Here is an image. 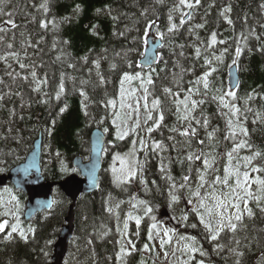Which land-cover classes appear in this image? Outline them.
Masks as SVG:
<instances>
[{
	"label": "trees",
	"instance_id": "1",
	"mask_svg": "<svg viewBox=\"0 0 264 264\" xmlns=\"http://www.w3.org/2000/svg\"><path fill=\"white\" fill-rule=\"evenodd\" d=\"M161 1L5 0L0 5L4 13H12L11 17L7 14L0 15V26L9 29L0 33L3 37L0 40V57H7L6 61L0 59V176L25 162L41 134L44 149L46 141L54 137L58 148L72 154V159L82 154L76 137L83 124L79 102L74 97H68V89L71 87L77 90L85 87L86 83L89 88L91 130L99 129L104 132L110 145L116 147L125 145L132 137H136V162L143 165V170L137 168L138 174L134 178L140 190L131 214L141 218L139 226L145 225L147 236L144 245L148 244L151 250L147 252L143 246V252L139 254L135 264H159L157 241L160 238L149 241L148 233L152 232L151 225L164 213H167L165 217L173 223L187 221V226L175 233V241L163 246L165 253L170 255L168 264H180L172 260L171 255L175 252L172 247L181 235L189 232L191 237H195L194 245L198 246V252L185 250L179 253L180 257L186 258L187 264H200L201 261L203 264H237L233 254L227 257L222 252L224 249L230 250V245L224 244L220 237L215 241L211 240L210 233L200 222V215L193 209L189 211L188 201L194 197L188 188H179V184L183 182V176L190 175L188 185L191 191H195L198 174L204 170L201 160H187L189 154L203 152L208 159L214 157L216 170L214 173L212 170L208 171V176L214 179L215 176L224 174L227 166L226 153L241 141H246L250 147L241 148L234 153L236 159L233 160V165H243L242 157L260 152L262 155L253 161V165L264 168V0H200V4L194 9L185 6L177 8L179 0H171L173 13L178 17L177 25L181 24L183 12L190 11L192 18L188 20L185 17L186 23L178 27V46H169L165 42L159 63L151 70H144L139 62L146 49L147 29L154 24H158L157 29L160 28L164 20ZM41 5H45L47 10ZM227 7L231 11L225 15L232 20V24L221 15ZM101 11L106 14L101 15ZM114 12L119 13V20ZM148 12L146 21L145 15ZM9 19L16 24L15 28L7 23ZM200 24L203 25L202 28H195V25ZM140 26H143L142 36L136 45L130 47L131 37ZM212 33L217 36L215 44L211 43ZM9 43L13 45L11 49L7 47ZM197 48L200 50L199 56L196 54ZM237 48L241 49L239 56L236 55ZM13 52L18 56L9 54ZM216 57L220 59L217 60ZM19 63H24L27 67L21 69ZM234 66H238L240 79L235 98L225 95L231 89L229 76ZM32 71L36 72L35 78L31 76ZM10 72L12 75H8ZM206 72L210 73L207 89L202 80L197 83ZM126 73L134 77L129 87L140 92L148 89V109L144 108L142 111L145 113L143 118L140 117V127L133 128L135 130H131L128 140L122 141L117 137L118 127L113 121L121 111V89L125 85ZM149 73L151 84L135 78L138 74L146 79ZM25 76L28 79H24ZM20 78L23 81L15 89V82ZM165 89H170L171 92L166 93ZM176 93L179 95L176 96ZM193 93L203 103L193 108L194 114L189 105L187 113L184 109L181 115L178 110L180 105L174 101L188 97L189 102ZM221 96H224V102L229 104V108L221 104ZM155 99L160 104L153 109L152 101ZM8 100L11 101L14 116L10 115ZM232 105L240 109L235 116L230 112ZM69 108L71 111L68 113ZM149 111L154 118L162 111L164 120L159 128L146 134L145 129L152 125V121L145 123ZM169 112L178 114L165 125ZM185 113L188 119H180ZM220 113L225 118V136L222 137L217 136ZM120 115H124L125 119L124 112ZM229 119L233 122L236 135L235 138L226 139L232 131ZM239 125L247 129L246 136L240 132ZM173 128L178 131H171ZM184 129H194L195 135H181L180 132ZM146 135L150 136L146 143L163 141L166 151L159 154L149 151L145 160V152L140 150L139 140ZM200 141L204 143L201 144ZM161 156L166 168L170 170L167 175H171L177 185L176 189H171L172 181L160 170ZM45 164L44 154V175L50 182H60L75 172L72 165V170H67L64 161L59 163L58 168L49 170ZM243 170L241 167V171ZM5 190L14 194V200L7 210L15 209L19 201L22 204V217L17 231L12 232L11 217L0 214V222L7 221L8 229L5 234L0 233V264H53L54 247L66 225L72 202L56 189L54 209L27 223L23 217L27 196L11 185ZM100 192L94 197L98 198ZM172 194L179 199L173 201ZM101 205L98 206L97 199V207L100 208ZM149 207L152 209L151 213L146 211ZM248 207L254 213L251 218L256 219L259 228L264 230V212L252 200H249ZM261 207H264V201L261 202ZM97 214L98 221L102 210H97ZM184 216H187V220L183 219ZM193 224L196 225L195 228L191 227ZM18 230L27 238L22 237ZM112 235L111 229L107 227L96 232V239L106 241ZM259 235L260 232L255 230L244 245L232 246V252L242 253L237 254L240 264H261L264 260V239ZM187 242L192 243L191 240ZM202 252L204 255H201Z\"/></svg>",
	"mask_w": 264,
	"mask_h": 264
},
{
	"label": "rangeland",
	"instance_id": "2",
	"mask_svg": "<svg viewBox=\"0 0 264 264\" xmlns=\"http://www.w3.org/2000/svg\"><path fill=\"white\" fill-rule=\"evenodd\" d=\"M193 2V1H192ZM171 0H162L161 8L163 11V23L160 28L157 30V37L161 38L160 33H163V38L165 42L169 44V46H178V34L177 30L174 32H169L168 28L172 23L177 24L178 17L174 15ZM101 15L106 14V12H99ZM115 17L119 20V13L114 12ZM113 13V14H114ZM111 14V12H110ZM109 14V15H110ZM145 15V20L147 21L148 17ZM169 15L172 16V20H169ZM263 15V12H262ZM152 26H149L147 31V38L149 37V32ZM134 31V30H133ZM143 32V26H140L135 30V33L131 37L130 47H133L138 43V40L141 38ZM146 38V39H147ZM23 78L17 80L15 89L22 83ZM124 87L122 95V104L124 107H121V111L119 113V117L115 119V123L118 127V131L120 132H128V135L131 133V130L135 128V123L137 118H143L144 113L142 112L144 107V99L145 92H140L132 87H129L133 83V79L128 81L124 80ZM85 87H80L77 90L73 88L68 89V97L75 98L79 102V113L81 114V118L83 121L82 129L77 133V142L79 145V151L82 153L80 156H83L86 161H89L90 157V134H91V107L90 102L88 100L89 97V88H87V84H84ZM149 87V85H147ZM193 98L188 102V106L190 105L191 110L194 108L192 105V101H199V97L196 94H192ZM73 98V99H74ZM139 100V114H137L127 107V105L131 104L133 109L136 107V101ZM148 102V100H147ZM11 101L8 100V108L10 111V115L14 116L11 112L12 107H10ZM179 113L182 115L184 107L180 105ZM71 111V108L68 109V113ZM193 114L195 109L192 110ZM121 112L125 113L124 115H120ZM142 112V113H141ZM178 112L173 114H168L166 124H169L172 121V118L176 116ZM186 114V113H185ZM220 123H218V137L225 136V118L220 113L219 114ZM140 118V125L142 124ZM136 129V128H135ZM128 135H126L122 141L128 140ZM120 139V138H119ZM150 139V136L146 135L144 140L145 143ZM136 141V137H132L128 140L127 144L121 145L119 147L112 146L110 143H107L105 149V169L102 175V192L98 194V198L93 196H85L83 197L78 206L77 210V232L75 236V240L71 244L70 254L65 264H135L140 257V253L143 252V246L146 239V228L145 225L137 226L134 219H128L129 213L135 203V197L140 190V186L138 183L134 181L135 176L138 174L137 171V157L135 154L133 155V150L135 148V152H137V148L134 142ZM55 138L50 137L45 144L44 154L47 170L51 168H58L61 161L65 162V168L67 170H72V154L62 151L55 144ZM212 160V159H209ZM8 161L6 162V164ZM3 166V165H2ZM217 164L213 162V167L209 170H212L213 173L216 170ZM73 167V166H72ZM129 168L136 169V175L132 178H128ZM74 170V168H73ZM208 170V171H209ZM208 171L206 173V180L208 184L205 185L203 189H201V195L204 196L207 193L213 191V188L210 186L211 181L213 180L210 176H208ZM79 174L78 171L75 172ZM134 181V183H132ZM199 184V180L196 181V186ZM219 187V186H218ZM256 185H252V190L255 191ZM5 190V189H4ZM97 196V194H96ZM97 199L98 206L102 204L101 207H97ZM14 200V194L8 193L7 190L0 192V214L4 213L6 216L11 217V225H19L21 222V202L18 201V205L12 211H8L7 207ZM192 203L187 204L189 211L192 209H199L201 213L205 215V219H210L205 212L204 208L199 207L198 199H191ZM207 207H212L213 201L211 199L206 200ZM243 204H241V209L243 210ZM102 210V216L99 217L100 220L97 221V210ZM111 209V211H109ZM230 212H235V209H230ZM25 213V211H24ZM167 213L162 214L157 220V228L152 229V234L154 239L158 240L160 237H164V229H174V232H171L170 235L173 237L172 240L175 241V233H177L182 227L187 226V221H181L173 223L172 220L166 218ZM24 217V214H23ZM127 221L128 229H124V222ZM5 221H1L0 223H4ZM213 224L215 223L214 217L212 218ZM235 222V221H234ZM238 224L235 232L229 231L225 229L220 233V238L223 243L226 245H230V250L224 249L222 252L227 257H230L232 254L234 255V259L236 262L239 251L232 252V246L244 245L247 240H249L252 232L255 230L260 232V237L264 239V230L259 228V223L256 219L248 217L245 212L243 215V220L241 222H236ZM111 229L113 235L110 239L104 241H97L96 232L98 230L104 228ZM257 227V228H256ZM7 225L1 234H5L7 232ZM20 230L18 233L20 234ZM157 232L159 235L157 236ZM138 233V235H137ZM191 233L183 234L180 236L176 244L172 247L174 254L172 260L178 261L180 264H187L186 258H182L179 256L181 251H189L185 245L188 244L187 240L181 239V237H191ZM218 237V238H219ZM167 239V237H164ZM129 241L135 244V249H131V244ZM220 241V240H219ZM239 242V243H237ZM264 242V241H263ZM159 246V255L157 262L159 264H168L170 260V255H165V251L163 247H161L160 242L157 241ZM191 246L197 249L195 252H198V246L194 245V242L191 243ZM126 247L129 251L122 252L121 249ZM223 248V247H221ZM149 252V251H147ZM194 252V251H191ZM242 258V256H241ZM104 259V260H103ZM241 263V262H240ZM239 263V264H240ZM264 264V260L261 262Z\"/></svg>",
	"mask_w": 264,
	"mask_h": 264
},
{
	"label": "snow or ice",
	"instance_id": "3",
	"mask_svg": "<svg viewBox=\"0 0 264 264\" xmlns=\"http://www.w3.org/2000/svg\"><path fill=\"white\" fill-rule=\"evenodd\" d=\"M5 2V0H0V5H2ZM200 4V0H194V3L192 2V0H179V5H177V8H179L180 6H185L188 9H194L196 5ZM41 7H45V5H41ZM231 11L230 7H227L223 10V12L221 13L222 16H224V18L227 20V22L229 24H232V20L228 18L227 15H225L226 13H229ZM7 14L9 17H11L12 13H4L3 8L0 7V15H5ZM185 17H187L188 20H190L192 18V13L190 11L188 12H183L181 15V24L177 25L175 23H172L170 25V27L168 28V31L174 32L175 30L178 29V27L182 26L184 23H186V20L184 19ZM169 20H172V16L169 15ZM7 23L9 25L12 26V28L16 27V24L13 22L12 19H9L7 21ZM153 24L155 23L154 21L152 22ZM44 27H47L46 24L43 25ZM203 25H195V28H202ZM9 29H5L4 27L0 26V33H4L6 31H8ZM161 38H163V33H160ZM0 40H3V37L0 36ZM217 42V36L216 33H212L211 35V43L215 44ZM7 47L9 49H11L13 47V45L11 43H9L7 45ZM182 47V46H181ZM241 52L240 48L236 49V55L239 56ZM10 55H12L13 57H17L18 54L17 53H9ZM196 54L197 56H199L200 54V50L199 48L196 49ZM0 59L3 60H7V57H0ZM217 60L220 59V57H216ZM19 62V61H17ZM148 63H151V61H148ZM206 63H210V61H206ZM233 63H235V61H233ZM9 68H11V65H8ZM19 67L21 69L26 68L27 66L24 63H19ZM212 71H215V69H212ZM8 75H12V73H8ZM19 75V74H17ZM210 75V73L206 72L204 74V76L200 79L197 80V83H200L201 80L203 81V86L205 89H207L209 87L208 84V76ZM31 76L33 78L36 77V72L32 71L31 72ZM24 79H28L27 76L23 77ZM134 77L128 75L127 73L124 76L125 80H132ZM136 79H142L143 82L147 83V84H151L152 83V78H151V73H149L146 77V79L141 78L138 74L135 77ZM145 92V96L143 97L145 103H144V107L145 109H148V103H147V92L148 89L145 88L144 89ZM166 93H170L171 90L170 89H165ZM121 95H123V90L121 92ZM176 96L179 95V93L175 94ZM225 95L230 96L235 98V92L232 91L231 89H229ZM0 99H2V97H0ZM221 104L225 107V108H229V104L224 102V96L219 97ZM175 103H177L178 105H183L186 113L188 111V97H185L184 100H178V101H174ZM114 104V102H111ZM193 107L197 106L199 103H203V101H192L191 102ZM160 104V101L158 99H155L152 101V108L155 109L158 107V105ZM121 107L123 108L124 105L121 104ZM127 107L129 109H132L138 117L139 114V100L136 101V107L133 109V106L131 104L127 105ZM230 112L232 113V115H236L237 113L240 112L239 108H236L235 105H232L230 108ZM180 119H184L187 120L188 119V115L185 114L181 117H179ZM164 120V114L162 111H160L157 115L156 118L153 117L151 111L148 112V115L146 116L145 119V123L147 124L148 121H152V125L148 126L145 131L146 134H150L154 129L159 128L161 123ZM113 123H115V121H113ZM197 123H200V121H197ZM229 127L232 129V131L229 133V136L226 137L227 138H235V128L233 127V122L231 119H229L228 121ZM204 125H207V119L204 120ZM140 127V122L139 119L137 118L136 123H135V128H139ZM189 128H191V125H189ZM135 130V129H133ZM239 130L241 133H243L245 136L247 135V129L244 128L242 125H239ZM171 131L175 132L178 131L177 129L173 128ZM181 135L185 136V137H191L195 135V130L192 129L191 131L189 129H184L183 131L180 132ZM126 135H128V132H117V137L120 139H123ZM169 139H173L172 137H169ZM191 141L189 140V143ZM136 142H134L135 144ZM201 144L204 143V141H200ZM244 147H250L246 141H241L240 143H237L229 152L226 153V157H227V166L224 168V174L221 175H217L215 176V178L211 181V187L213 188V191L210 193H207L206 195L202 196L201 195V189H203L205 187L206 184H208V181L206 180V173L209 169H211L213 167V161H214V157L212 160H209L208 158L205 157V154L203 152H201L200 154H196V153H192L189 154L187 156V160L189 161H193V160H201L202 161V165H203V171L200 172L198 174V180H199V184L197 185V188L195 191H191L190 186L188 185V181L190 180V175H185L182 177V183L179 184V188L183 189V188H188V190L191 192L192 197L197 198L198 199V203H199V207L200 208H204L205 212L207 213L208 217L210 219L206 220L205 219V215L203 213L199 212V209H193V211L197 212V214L200 215V222L204 225V228L210 233V239L215 241L218 239V237L220 236V233L223 232L225 229L235 232L237 229L238 224L236 222H241L243 220V215L246 212L247 215L249 217L253 216V210L252 208L248 207V202L249 200L255 201L257 207H260V210L262 212H264V207H261V202L264 201V175H255L253 176L252 173H261L264 174V168H260V167H256L253 165V161L257 158L260 157L262 154L260 152H255L253 153L251 156H244L241 159L243 160V165L237 163L235 165H233V160L236 159V157L234 156V153H237V151L241 148ZM139 148L141 151L145 152V160H147V155L148 152L151 151L153 154H159L162 153L164 151H166V146L163 144V141H150V143H145V140L143 138H141L139 140ZM135 154V148L133 150V155ZM241 167H243V171H241ZM137 168L142 171L143 170V165L137 163ZM160 170L162 173L166 174V178L169 181H172L171 183V189H176L177 185L173 180V177L171 175H167V173L170 171L169 169L166 168L165 163H164V158L163 156L160 157ZM191 171V168H189V172ZM136 175V169L134 168H129L128 171V178H132ZM153 183H155L153 181ZM255 184L257 187L255 189V191L252 190V185ZM219 186V187H217ZM179 197L175 194H172V200L176 201L178 200ZM211 199L213 201V205L212 207H207L206 205V200ZM141 203H144L143 201H141ZM189 204L192 203V200L189 199L188 201ZM241 204H243V210L241 209ZM230 209H235V212H230ZM109 211H111V209H109ZM147 213H151L152 209L149 207L147 208ZM214 217L215 219V223L213 224L212 222V218ZM128 219H134L135 223L137 226L140 225L141 223V218L139 216H132L131 213H129L128 215ZM153 220H155V217H152ZM184 220H187V216L183 217ZM235 221V222H234ZM7 224V221H5L4 223H0V232H3L5 229V226ZM191 227L195 228L196 225L193 224L191 225ZM18 228V225H12L11 226V231L12 232H16ZM152 229H156L157 228V224L153 223L151 225ZM124 229L127 230L128 229V223L127 221L124 222ZM174 229H164V237H167V239H165L164 237H160V245L161 247L165 246L166 244H170L172 242L173 237L170 235L171 232H174ZM9 236H11V233L8 234ZM20 235L22 237H24L25 239L27 238L23 232H20ZM138 235V233H137ZM159 235V233L157 232V236ZM153 234L150 231L148 233V240L151 241L153 240ZM181 239H185V240H191L192 242L195 241V237H181ZM239 243V242H237ZM129 244H131V249H135V244L132 243L131 241H129ZM185 247L189 250V251H196L197 249L193 248L191 246V244H186ZM144 249L146 251H150L151 249L149 248L148 244L144 245ZM122 252H126L129 251V249H127L126 247H123L121 249ZM130 254V251H129ZM239 255H242V253H238ZM165 255H167V253H165ZM201 255H204V253L202 252ZM200 264H203V261L200 262ZM237 264H239V262H237Z\"/></svg>",
	"mask_w": 264,
	"mask_h": 264
},
{
	"label": "water",
	"instance_id": "4",
	"mask_svg": "<svg viewBox=\"0 0 264 264\" xmlns=\"http://www.w3.org/2000/svg\"><path fill=\"white\" fill-rule=\"evenodd\" d=\"M156 26H153L147 39V48L141 58L140 67L145 70L153 69L160 60V51L164 41L157 38ZM151 61V63H148ZM229 84L232 91L239 87L238 66L230 70ZM108 143V136L99 129L90 134V160L85 161L82 156L73 159V166L80 175H72L60 182L47 181L43 174V135L34 143L32 152L25 162L13 168L8 174L0 176V190L12 185L17 191L28 197L24 219L32 222L38 215L54 208V189L61 192L72 202L66 225L63 227L54 247L53 264H65L71 243L76 234V211L82 196H91L100 192L102 188L101 176L105 167L104 153Z\"/></svg>",
	"mask_w": 264,
	"mask_h": 264
},
{
	"label": "flooded vegetation",
	"instance_id": "5",
	"mask_svg": "<svg viewBox=\"0 0 264 264\" xmlns=\"http://www.w3.org/2000/svg\"><path fill=\"white\" fill-rule=\"evenodd\" d=\"M155 26L157 27L158 26V24H155ZM92 132V131H91Z\"/></svg>",
	"mask_w": 264,
	"mask_h": 264
},
{
	"label": "bare ground",
	"instance_id": "6",
	"mask_svg": "<svg viewBox=\"0 0 264 264\" xmlns=\"http://www.w3.org/2000/svg\"><path fill=\"white\" fill-rule=\"evenodd\" d=\"M41 135H43V134H41ZM41 135H40V136H41Z\"/></svg>",
	"mask_w": 264,
	"mask_h": 264
}]
</instances>
